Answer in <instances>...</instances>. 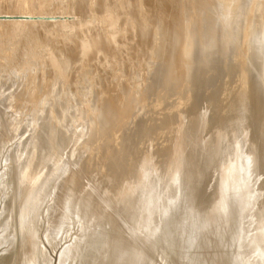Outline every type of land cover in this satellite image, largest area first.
I'll return each mask as SVG.
<instances>
[{
  "label": "rangeland",
  "instance_id": "1",
  "mask_svg": "<svg viewBox=\"0 0 264 264\" xmlns=\"http://www.w3.org/2000/svg\"><path fill=\"white\" fill-rule=\"evenodd\" d=\"M256 2L257 3L260 2V4H257ZM248 3L252 5H248ZM263 4H264V0L261 1L206 0V3L205 0H147V1L145 0H115V1L114 0H109V1L108 0H92V1L91 0H63V1L62 0H45V1L44 0H0V99H1L0 100V187H1L0 188V264H59V260H60L59 254H61L62 251L67 250V248L69 249L75 238L78 239L79 237L80 240L84 238L83 233L80 232H83V230L85 231L86 229H90L88 230V232L89 231L91 232L92 229V232H94L93 229L97 231L100 230L101 226L105 227L106 225L104 226L103 222L102 223L99 222L100 220L99 218L101 216L100 217L98 216L100 212H104L105 206L99 204V206L100 205L101 206L97 208V212L92 213L91 211L89 212L88 208L83 206V201L87 196H90L91 199L94 201H99L100 197L107 198L108 200L112 199L113 196L115 197L116 192L118 191L119 188L118 185L121 186V184L123 183L122 175H124V171L127 169L126 167H124V165L126 166L131 162H133V160L138 157V154L139 153L141 154V151L142 153L146 152L148 150L146 147H149L148 152L150 154L154 153L155 151L154 149L156 148V146H154L156 145L155 142L154 143L147 142L149 140H147V138L144 137L145 134L143 135V133H147V131L151 129L153 125L159 123V121L163 118V116L166 113H168L170 104L168 105V107L165 105L167 112L165 111V107L162 106L163 104L158 105L156 109L154 107L156 102L155 100H157V97L158 98L160 97L158 96V94H160L161 92L158 91V89H160L158 88L159 84L155 86V91L154 92L152 91V93L148 88H150L151 86L150 82L156 81L157 75L155 74L157 73L162 74V72H165V70L168 67L169 61L166 60H169L168 58V56L170 55L169 51L171 50L172 53L171 47L173 46H167V44L173 45L171 41L170 43H168L172 37L170 36V39L168 40V36L171 34L170 32L172 28L175 27L176 29L177 26L183 25L182 27H185L184 29L185 30L187 29V31L189 32L188 35H186L184 38L185 39L184 52L186 54L185 55L186 57L189 56L187 59L189 58L191 59L194 55H196L197 49L199 50L201 48H206V45L204 43L205 37L204 38L200 37L205 32H203L202 30L200 32V30L197 29L193 30L192 29V26H194L193 24L197 26L198 24L199 26L215 25L216 27L215 26L214 27L219 29V27L222 25L219 22L225 25L227 24V27L231 26V24L235 25V23L237 22L241 23L243 21L246 22V23L244 22L245 24L244 26H246L248 22L249 25L252 24L256 26L257 23L259 22L260 24L258 23L257 25L258 27H256L259 29L258 30L259 32L257 31V29L255 30L259 33L258 36H260L262 31L264 30L262 28L264 27ZM253 6L255 10L253 9ZM249 9H251L253 12ZM188 11L189 12L192 11L191 14L194 15L193 16L194 18L192 17L191 14H189ZM249 11L252 14L249 13ZM240 12L242 15L240 14ZM44 14L46 16H43ZM57 14L60 15L58 16ZM262 14H263L262 16L263 18L261 17ZM251 15L253 18L251 17ZM248 16H250L251 18H248ZM186 18L188 19L186 20ZM241 18L244 19L240 20ZM247 18L250 20L247 21ZM251 19H253L254 21ZM178 20L181 22H177ZM192 20L194 21L191 23ZM173 22L174 23L176 22L177 24L175 23L174 26ZM113 25L116 29L112 27ZM131 26L132 28L134 27L135 29L134 28L132 29ZM80 27L82 29H80ZM108 29L110 31L111 29L113 30L115 29V31H111L112 32L111 33ZM123 30L124 31L126 30L125 31L126 34L123 33L124 32ZM43 32L45 34H43ZM54 32L56 33L53 34ZM107 35L108 36L110 35L112 37V40L110 39L111 37L109 36L110 37L109 38ZM262 35H264V31ZM190 39L191 40L193 39L192 40L193 43ZM107 40L109 41V43ZM105 41L107 43H105ZM162 41L164 45L161 44ZM190 41L192 44L190 43ZM138 42L141 47L140 49L143 52H141V50L139 49V44H137ZM93 43H95L96 45H100L101 47L98 46L100 50L97 48H93ZM136 45H138V47ZM162 45L164 48H166L167 52H164L165 50H163L164 48H162ZM189 46H191L192 48H190ZM210 46L211 47L213 46L211 42H210ZM115 47L116 50L113 49ZM108 49L110 52L109 55H107ZM81 50H83L86 53H84L83 51L81 52ZM105 50L107 52H105ZM112 51L113 54H111ZM114 51L115 54L117 52H118L117 55L120 54L118 56L116 55V57L118 58L114 56L115 55ZM165 53L168 54V56L165 55ZM159 55L160 56L162 55V57H164L165 59L159 57ZM112 57L113 59L115 57L116 60L114 61ZM163 59L165 60V62ZM161 60L163 61L160 62ZM56 61L58 62L56 63ZM161 63L162 64L166 63L167 66L166 64L162 65ZM160 65H162L163 68L162 66L160 67ZM164 66L166 67L164 68ZM130 67L131 69L129 70ZM154 68L155 69L157 68L158 70L160 68L162 70H159L160 71L159 72L157 69L154 70ZM251 68L252 69L250 70L248 69L245 73L247 78L246 81L248 82L246 85L247 89H249L248 87L252 86L251 83L249 84L250 82L249 79H251L252 77L256 78V76H254L255 74L253 75V72L257 70V67L252 66ZM251 70H253V72H251ZM13 71L16 73H14ZM145 71L147 72L145 73ZM248 72L250 73L248 74ZM211 74L212 73H210V75ZM245 74L243 75L245 76ZM154 75L156 77H153ZM213 76H215V74ZM150 79L153 80L150 81ZM263 80L264 79L262 77L261 82ZM145 81L148 82L145 83ZM258 84H261V86L259 85V87L263 88V89H259V93L261 94L262 92L264 94L263 92L264 83L263 82L260 83L259 81ZM144 85L146 86L150 85L149 87L146 88L147 89L146 91L144 89L145 88ZM118 89L119 92H121L119 94H117ZM125 90L127 91V93ZM107 92L108 93L112 92L113 95H111L112 93H110L109 96L112 97V99L113 97H115L117 100L119 97V100L121 102H123L122 100H124L122 96L124 97L125 95V97L127 96V98L129 99L130 103H132L134 106L136 105V107H134L135 109H133L131 116L129 117L130 120L129 119H126V121L123 120L124 122H128V123H126L124 126V122L122 121L120 123V126L116 125L117 128L115 127L113 129L112 131L113 133L107 130L104 131V125L102 124L104 118L102 117V122H101L102 125H101L99 123L101 119L98 117L102 113L105 114L103 112V109L102 112L100 113L99 111L101 110L100 106L102 105L101 107L103 108V106L105 107L110 105L108 104V100L110 103L111 98L107 96L108 95ZM134 92L136 95L134 94ZM141 93L143 95L145 94L144 95L145 97L151 94L150 98L149 97L145 98L143 96L144 97L143 99ZM103 95L106 98H103L104 97ZM132 95H134L133 96L135 97L134 99L132 98ZM255 95L252 94L249 97L250 100L254 101V99L257 98V96L255 98ZM138 96L139 98H137ZM153 97H155V99H153ZM120 98H122V100ZM141 98L143 101H141ZM135 99H138L141 102L137 103L138 100ZM147 99L148 100L152 99L153 101L150 100L147 102L149 103L152 102L153 104L148 103L150 105L148 106V104H146L147 102L144 103ZM104 100L107 101V103L106 102L104 103ZM133 100L135 101L133 102ZM198 101H199L198 98L197 99L194 98L193 100V98L191 97L188 100V102H191V104H189L190 106H185V107L180 106L181 108L179 109L177 108L176 110L171 111L173 112V114H175L177 110H182L183 118L181 119H185V118L186 119L184 121L183 120L181 121L178 120L179 122L176 121V123L173 124V126L175 125L174 132L168 135V141L165 138L164 139L165 141H162L164 143L158 144L160 146L163 145V147H161V150L164 149V147L166 146L164 151L159 152L160 155H162V157L158 154V157L160 156L162 160L165 156L168 155L167 153L169 152V150L170 151L173 150L172 147H175L174 149L175 152L184 150L185 157L186 154L188 153L187 158L183 157L184 161L187 162V164L184 162L186 164L184 165V172H185L184 177L185 179H187L186 180L187 183L185 182L187 186H184L186 190L184 189V192H180L179 195H176L175 193H169V190L166 191L165 189H168L166 180L168 176L167 168H169L168 166L169 164L168 163L164 164V161H161L160 157H159L160 160L158 159V161L157 159L152 160L153 159L152 157H151L152 159H150L153 161V165L154 164L156 165V166L154 165L153 169L154 168L158 169L159 166V168L162 167L163 170L162 175L160 177L161 179L159 178L160 180L158 182L159 188L161 187L162 189L158 192V194L162 195L163 191H166L165 193L167 194H165V196L162 197L163 199L157 198L158 199L156 200L157 206L155 208L148 207L144 211L145 214L139 217L141 229L139 228L138 224L135 222L138 228L142 230V232H140L141 235L138 234L139 239L138 237H134V236L132 238V235L131 236L129 235L130 240H133L132 242H135L134 244L137 245L138 248H140V250L142 249L144 250V251L142 250L143 256L141 258L142 260L141 264H199L197 261H195L194 263L188 262V259L194 257V254L196 253L195 256L198 258L199 257L203 258L201 257V255L203 254L202 256H204V258H208L209 260H211L210 257L214 255L213 253L216 252V254L222 256V254L225 253L226 251H228L226 252L228 253V256L226 257L228 258L229 262H231L234 261L238 253V251L235 249L234 246L238 240V234H236L237 230L234 231L236 227L235 228L231 227L230 229L228 228L227 230L224 229L226 231H224L222 237L220 236L221 239L206 241V237H211L218 233L217 230L220 229L221 222L225 220V212H223L222 204L218 199V194H217L218 187L221 185L220 183H222L221 182V180L223 179L222 176L224 175L223 173L220 174L216 172L217 170H219L217 166L221 164V161L222 159H224V157L222 155V150L219 149L221 148L219 142L220 140L219 141L217 140L218 139L217 136H219L220 138V135L217 133L218 135H216V139H215L217 140L220 146L218 145V143L216 144L215 143L216 141L214 140V143L217 145V148L215 144H214L215 146L212 147V144L210 145V143H208L211 146L210 147L208 144L204 142L205 139L201 137L203 136L201 123H198L199 127H197V130L195 129L196 132L195 131L192 132L194 133V137L191 135L192 136L190 137L191 139L189 138L190 144H188L189 143L188 141L187 143H185L186 136L188 134V129L190 127L189 122L187 121V117L190 118V116L194 115V113H192L193 110H195L194 112L197 114V112L200 111V109L201 110L203 109L202 103ZM250 102L248 104L251 105L254 104L253 102L251 103ZM166 103L167 102H165L164 104ZM257 103H255L257 104V106H260V108L263 107L259 113L261 114L264 111L263 110L264 105L261 102L259 103V101ZM117 104L120 105V102ZM117 104L114 103L116 108L114 107V105L112 106L115 108L113 114H112V110H114V108L113 109L109 108L110 112L108 111H107L108 113L106 112V114L109 117L111 115H115L116 112L119 110ZM255 106L252 107L253 111L255 109L254 108ZM96 107L99 108L97 109ZM163 110L164 113L161 112ZM250 112H251L250 113L251 114L250 117H251L253 112L252 110H250ZM167 118L169 117L167 116ZM260 118H262V116H260ZM261 120L262 123L258 125L259 128L263 126L262 125L263 119ZM98 130L99 133H97ZM200 131L202 133H200ZM103 132L105 135L103 134ZM221 132L219 133L221 134ZM195 133L197 135H195ZM101 134L102 137H100ZM114 134L116 135L114 136ZM198 136H200L201 138L199 137L197 139ZM96 138L98 139L97 141H95ZM194 138L196 139L195 141ZM249 138L251 139V137ZM200 139L201 140L204 139V140L201 141ZM250 139L248 144H252L250 143L251 141L253 142V139L251 141ZM196 141H199L200 143L204 142L205 145L204 143L201 144L199 143L196 145ZM211 143H213V141ZM179 144L183 146L184 149L181 150L182 147H178ZM186 144L190 145V148L189 149L187 148L189 152L187 151V149L185 150V148L188 146ZM198 145L201 146L197 148L196 146ZM141 146L143 147L145 146L144 147L145 149ZM213 148H216L219 151L214 149L215 152L213 150L212 151L213 153L216 154H213L210 151ZM190 149L194 152H192ZM197 149L201 151H198ZM205 149L206 150L210 149L208 151H210L211 153L208 151L206 152ZM135 150L137 151L136 155L134 154ZM161 150L159 148L158 151ZM204 153L205 154L210 153L211 155L212 154L213 155L211 156L209 154L208 156V154L205 155ZM218 153H220L221 155ZM113 155H117L115 161L113 159V157L115 156ZM219 155L220 157H218ZM203 156L208 158L209 161L212 160L209 163L210 165L207 163L209 161ZM213 156L216 158L214 159ZM174 157L176 158L177 156ZM157 162H159L160 165H158L159 163ZM112 163H116V165ZM211 163H213L215 167L213 166V164L211 165ZM215 163L217 164V166ZM121 165L122 167H120ZM118 166L119 169L122 168L120 171L116 170L118 169ZM207 166H209L210 168ZM123 167L125 168L124 171H123ZM34 172L36 173V175L34 174ZM39 172L41 174L42 173L45 174L44 177ZM76 173L78 175V177L77 175L75 176L76 179L78 178L77 179L78 186L76 188L78 189V192L75 193L77 194V197L78 196L81 197L77 202L75 200L70 201L69 206L66 205L61 206L62 204H64L61 203L63 201L62 197L64 194L68 192L67 190H69L70 188V183L68 182V178L70 180L75 179L73 175H75ZM30 174L31 176L34 175V177L33 176H32L33 178L30 177L29 176ZM71 174L73 178L72 176H70ZM129 174L131 175V173ZM146 175L148 177L150 173L148 175L147 172ZM262 175L263 174H261V177H258V180L262 179L263 183H260L258 186H263L264 184V178H262ZM38 177L40 179H38ZM41 177H43L44 179V181H42L44 182L43 184L46 183V185L44 186L42 185V182L39 183ZM119 177L120 179H122V181L120 180L122 182L121 184L119 181ZM128 177L129 176H127V178ZM114 178L118 179L117 180L118 185H114V183L112 182ZM149 178L151 180L152 176H149ZM36 180L39 182H37ZM45 180L47 181L45 182ZM152 181H155L154 184L156 183V179ZM36 182L38 185L39 184L42 185L41 189L43 190V192L39 187L40 185L36 186L37 185ZM259 182L262 181L260 180ZM30 184L32 188L37 187L36 189L34 188L35 191L31 190L32 188L30 187ZM12 185H14V187ZM18 186L19 189L22 187L21 192L23 196L29 193L28 190H30L31 192L29 193L30 195H28L27 197L35 195V197L34 196L31 197V200L34 199L35 202H34V206L32 205L33 214L30 215L32 218L29 217L27 219V220H31L30 224H28L29 226H26L27 220L24 221L23 219L21 222L17 220V215L21 204V202L20 203L18 202L23 199V197H21V193L18 189ZM203 187L204 189H202ZM13 188L15 189L14 191ZM36 191L38 193L34 194ZM151 191H148V193L149 192L151 193ZM18 192L20 196L19 194H17ZM24 192L26 193L23 194ZM156 192L157 190L155 191V193ZM148 193L145 196L147 197L148 195L150 196V194ZM155 193L154 192L151 193L152 198ZM142 194L144 195V193ZM214 196L215 198L216 197L217 198L216 199L213 198ZM149 198L151 199V196ZM113 200H114L113 203H110L112 208L109 210L117 211L116 215L113 212L114 216L112 215V218L114 217L115 220L114 218L113 220L116 222L118 221L117 224H115L113 221V224L116 226L119 224L121 227H123L124 225L120 224L121 222H119V220L122 217L120 221L123 220L122 222H125L124 221L125 218L127 220L128 217H126V215L124 214L125 218L123 219L124 215L117 210V202H115L116 197L113 198ZM218 202L220 205L218 204ZM186 204H188L187 207ZM263 205L262 204L258 205L257 211L259 213L263 212L264 210ZM260 206L263 209H261ZM54 208L56 210H54ZM213 208L215 209L213 210ZM50 209L53 210L51 211ZM15 212L17 214L16 216H15ZM262 214H264V212ZM262 214H261V219L262 222L264 223V215ZM86 219L88 223H86ZM171 219L174 221V226L171 225L169 227L168 222H170ZM131 220L134 221V219ZM131 220L129 221L132 222ZM24 223H25V227H24ZM89 224L92 226H90ZM154 225L161 228L160 231L156 234L152 230V226ZM35 226L36 228H34ZM126 226H124L122 230L125 231ZM30 227L33 230L34 229L37 230L36 231L37 239L35 240L36 242H32L33 244L27 246L25 244L24 246V241L25 239H27L26 236L32 234L30 232L32 231ZM28 228L30 231L28 230ZM167 228H169L170 230H168ZM250 228L251 230L245 233V235L247 236L249 235L247 240H250L251 237L257 234L253 230L252 226ZM178 229L180 230L182 229L184 233L178 235L175 238L173 232H175L176 234L177 232H179ZM209 229L211 230L209 231ZM13 231L15 234L13 233ZM172 233L174 236L171 235ZM126 234H128V231ZM197 235L200 236L203 235L201 239L205 237L204 238L205 240L204 239L202 241L201 239L197 240L196 239ZM225 237L227 239H225ZM258 238L260 239L259 236ZM88 240L89 239H87L86 241L88 242ZM96 240H99V237L96 238L94 241ZM112 240H114V242ZM86 241L83 239V241L81 242L79 241V242L82 245V243L85 244ZM111 241L115 243L117 239L111 238ZM225 241L227 242L225 243ZM89 242H91V240ZM224 243L225 245H221ZM174 244L176 246H174ZM202 244L205 245L202 246ZM212 245L213 246L216 245V247L215 246L213 247ZM254 247L255 244L253 245L252 250H256ZM84 249H79V250L77 249L75 251V254L73 255L71 254L69 258L67 257L68 255L66 254L62 262L60 261L61 262L60 264H90L91 262L92 264H94V262L95 264L96 263L101 264V261L99 262V260L102 259L107 261V259H110L113 256L112 254L109 253L110 250L108 249L105 254H107L108 252L107 255H109V258H107L108 256L106 255L105 257L107 259L103 257L104 259L100 258L98 262L97 260L96 261L94 260L93 262L90 260L94 259L92 256L95 255V251H93L92 253L93 255L92 256L90 255L89 258L87 257L89 256L88 254L89 248L87 249L84 248ZM258 249H264V239L257 247V250ZM32 251L34 255H36V258H34L35 256L33 255L32 258L33 260L29 261L30 260L29 257L32 254ZM188 252L190 253L188 254ZM186 253L188 255L187 257H185L186 258L185 261L183 256H186L184 255ZM78 254L79 255L86 254V256L84 255L85 257L81 255L82 258L83 259L85 258L84 260L86 261H82L83 259L80 258ZM188 256L190 258H188ZM88 259H90L89 260L90 262L87 261Z\"/></svg>",
  "mask_w": 264,
  "mask_h": 264
},
{
  "label": "bare ground",
  "instance_id": "2",
  "mask_svg": "<svg viewBox=\"0 0 264 264\" xmlns=\"http://www.w3.org/2000/svg\"><path fill=\"white\" fill-rule=\"evenodd\" d=\"M45 1V0H44ZM63 1V0H62ZM92 1V0H91ZM109 1V0H108ZM115 1V0H114ZM147 1V0H145ZM256 1V0H255ZM261 1V0H259ZM119 2V1H118ZM252 2V1H251ZM254 2V1H253ZM263 2V1H262ZM93 3V2H92ZM97 3V2H96ZM110 3V2H109ZM117 3V2H116ZM127 3V2H125ZM205 3H206V0H205ZM231 3V2H230ZM257 3V2H256ZM40 4V3H39ZM121 4V3H120ZM144 4V3H143ZM247 4V3H246ZM257 4H260L257 3ZM111 5V4H110ZM127 5V4H126ZM132 5V3H131ZM248 5H252L250 3H248ZM89 6V5H88ZM97 6V5H96ZM128 6V5H127ZM137 6V5H136ZM259 6V5H258ZM264 6V4H263ZM92 7V6H91ZM106 7V6H105ZM121 7V6H120ZM147 7V6H146ZM182 7V6H181ZM197 7V6H196ZM107 8V7H106ZM105 8V10H106ZM111 8V7H110ZM117 8V7H116ZM124 8V7H123ZM126 8V7H125ZM142 8V7H141ZM246 8V7H245ZM251 8V7H250ZM99 9V8H98ZM138 9V8H137ZM182 9V8H181ZM252 9V8H251ZM249 9V10H251ZM253 9H254V6H253ZM124 10V9H122ZM129 10V9H128ZM241 10V9H240ZM255 10V9H254ZM264 10V9H263ZM49 11V10H48ZM61 11V10H60ZM70 11V10H69ZM119 11V10H118ZM206 11V10H205ZM248 11V10H247ZM252 11V10H251ZM140 12V11H138ZM189 12V11H188ZM192 12V11H191ZM191 12H189V14H191ZM242 12V11H241ZM240 12V14H241ZM253 12V11H252ZM256 12V11H255ZM249 13H251L249 11ZM43 14V13H42ZM131 14V13H130ZM182 14V13H181ZM188 14V13H187ZM252 14V13H251ZM58 15V14H57ZM60 15V14H59ZM58 15V16H59ZM88 15V14H87ZM104 15V14H103ZM192 15V14H191ZM239 15V14H238ZM242 15V14H241ZM254 15V14H253ZM43 16H46L45 14ZM80 16V14H79ZM118 16V15H117ZM158 16V15H157ZM171 16V15H170ZM184 16V15H183ZM190 16V15H189ZM194 15H192L193 17ZM236 16V15H235ZM246 16V15H245ZM263 16V14L261 15V17ZM78 17V16H77ZM103 17V16H102ZM111 17V16H110ZM113 17V16H112ZM131 17V16H130ZM137 17V16H136ZM220 17V16H219ZM238 17H241V16H238ZM247 17V16H246ZM252 17V15H251ZM250 16H248V18H251ZM61 18V17H60ZM81 18V17H80ZM83 18V17H82ZM116 18V17H115ZM172 18V17H171ZM180 18V17H179ZM194 18V17H193ZM247 18V21L250 20ZM253 18V17H252ZM257 18V17H256ZM263 18V17H262ZM78 19V18H77ZM114 19V18H112ZM184 19V18H183ZM188 18H186L187 20ZM199 19V18H198ZM208 19V18H207ZM221 19V18H220ZM238 19V18H237ZM244 19V18H243ZM242 18L240 20H243ZM80 20V19H79ZM103 20V19H102ZM106 20V19H105ZM153 20V19H152ZM171 20V19H170ZM202 20V19H201ZM246 20V18H245ZM253 20V19H251ZM44 21V20H43ZM114 21V20H113ZM164 21V20H163ZM194 20L191 21V23L193 22ZM200 21V20H198ZM211 21V20H209ZM217 21V20H215ZM254 21V20H253ZM55 22V21H54ZM86 22V21H84ZM90 22V21H89ZM108 22V21H107ZM111 22V21H110ZM140 22V21H139ZM177 22H181V21H177ZM184 22V21H183ZM196 22V21H195ZM245 21L243 22H237L235 23V25L231 24V26H228L227 27V24H223L221 22H219L220 24H222L219 29L215 28L214 26L212 25H209V26H198L193 24L194 26H192V29L195 30H201L205 33H203L200 37L204 38L205 37V45H206V48H201V49H194L197 51L196 55H194L191 59H187L189 56H185V52H184V38L186 35H188V31L187 29L185 30L184 28L185 27H182V26H177L176 29L175 27L172 28L171 30V34L168 36V40L170 39V36L171 37V40H169L168 43H170V41L173 43V45H168L167 46H173L171 47L172 48V53H171V50L169 51L170 52V55L168 56V54L165 53V55L168 56L169 60H166V61H169V64H168V67L167 69L165 70V72H162V74H155L157 75V77L154 75L153 77H156V81H153V82H150L151 86L150 88H148L151 93L152 91L154 92L155 91V86L157 84L158 85V91H161L160 94H158V96H160L159 98L157 97V100H155V108L157 109L158 105H162L165 107V105L168 107L169 105V110H168V113H166L163 118L159 121V123H156L155 125H153L151 127V129H149L147 131V133H143L144 137L147 138V142L149 143H154L156 145V148L154 149V153H151L150 154L148 152L149 150V147H146L147 151L142 153L141 151V154L139 153L138 154V157L135 158L133 160V162H131L130 164L128 165H124V167H126L127 169L125 170V168L123 167V171H124V175H121L122 178H123V183L121 182L122 179H120L119 177V181H120V185H118V182L117 180L118 179H113L112 182L114 183V185H118V191L116 192V201L117 202V210L122 213L123 215L125 214L126 217H128V219L126 220L125 218V215L123 217V219L125 218V222H122L120 221L122 219V217L120 218L119 222H121L120 224H123L124 226H126L125 228V231L122 230L123 227H121L119 224L116 226L113 224V218H112V215L114 216V213L115 215L117 214V211H111L109 209L112 208V206L110 205V203H113V198H115L113 196L112 199L108 200L107 198H103V197H100L99 201H94L91 199L90 196H87L84 201H83V206H85L86 208H88L89 212L91 211L92 213H95L97 212V208L100 207L99 204H102L105 206V210L104 212H100L98 214V216L100 217L99 219V222L104 224L105 227L103 226H99L100 227V230H97L95 231V229H93L94 232H92V229H91V232L88 230L90 229H86L85 231L83 230V232H80V231H77V232H80V233H83V239L86 241L87 239L88 242L86 241L85 244L82 243V245L80 244L82 240L75 238L73 243L71 244V248L69 247V249L67 248V250H64L61 252V254H59L60 256V260H59V264L62 262V260L65 258L66 254L68 255L67 257L69 258L70 255L72 254H75V251L78 249H84V248H89V257L90 258V255L92 256L93 254V251H95V255H93L92 257L94 259L90 260L88 259L87 261H93L94 260L98 262V260L100 258H106L105 256L108 254H105L106 251L109 249L110 250V254H112L113 256L110 258V259H107L109 258V255H107L108 257L106 258V260H99V262L101 261V264L104 263V264H141V258L143 256L142 254V250H140V248H138L137 245H135L134 243L135 242H132L133 240H130V236L132 235V238L133 236L134 237H138V234H140V232H142L141 227H140V216L145 214L144 211L150 207V208H155L157 206V203H156V200H158L159 198H162L165 196V193L167 190H169V193H175L176 195H179L180 192H184V189L185 187L184 186H187V184H185L186 180L184 175H185V172H184V165L187 164V162L184 161V158L185 157V152L184 150L183 151H176L175 152V147H172L173 150L170 151L167 153L168 155L167 156H163V160H162V155H160L159 152H162L164 151L165 149V144H164V149L161 150V147L160 145H158L159 143H164L162 141H165L164 139L166 138V140L168 141V135L169 134H172L174 132V129H175V125L173 126L174 123H176V121H181V120H185V119H181L183 118L182 117V110H177L175 114H173V112L171 111H174L176 110L177 108H181L180 106L182 107H185V106H190L189 104H191V102H188V100L192 97L193 100L194 98L195 99H199L198 102L202 103L203 105V109L200 111L197 112V114L194 112L195 110H193L192 113H194V115L187 117V121L189 122V129H188V134L186 136V142L187 141L189 142L188 144H190V140L189 138L190 137H194V133H192L193 131H195V129L197 130V127L198 126V123H201L200 125L202 126V130H203V133L200 131V133L203 134V137L205 139V143L208 144L210 143V145L212 144V147L215 146L218 142L217 140L220 142V145H221V149L222 150V155L224 157V159H222L221 161V164H219L217 166L219 170H217L216 168V172L218 173H223L224 176H222V180L220 183L221 185L218 187V199L220 200L221 204H222V208H223V212H225V220L221 222L220 224V229L217 230L218 233L211 236V237H206V241H213V240H218V239H221V237L223 236V233L224 231H226L228 228L230 229L231 227H236L234 229V231L237 230L236 234H238V240L236 242V244L234 245L235 246V249L238 251L234 261H231L229 262L228 258L226 256H228V251H226L225 253L222 254V256H219V254H216L213 253L214 255L212 257H210L211 260H209L208 258H204V256L201 255V257L203 258H198L195 256L194 254V257H191V259H188V262H195L197 261L199 264H264V249H258L257 250V247L259 246V244L261 243V241H263L264 239V223L262 222V219H261V214L264 212H261L259 213L257 210H258V205L259 204H264V184L263 186H258L260 183H263V180L262 179H259L258 180V177H261V174L262 175V178H264V115H263V112L261 114L260 111L261 109L263 108H260V106H257V102L259 101V103H263L264 105V94L261 92V94L259 93V89H263L262 87L260 88L259 85L261 86V84H258L259 81L260 83H264V80L261 82V78L263 77L264 79V35H262L263 33V29L264 27H262L263 31L261 33L260 36L259 35V29L256 28L258 27V23L256 26L254 25H249L248 23L246 24V26H244ZM252 22V21H251ZM257 22V21H256ZM167 23V22H166ZM174 23V22H173ZM176 23V22H175ZM175 23H174V26H175ZM199 23V22H198ZM214 23V22H213ZM227 23V22H226ZM246 23V22H245ZM79 24V23H78ZM84 24V23H83ZM163 24V23H162ZM177 24V23H176ZM205 24V23H204ZM212 24V23H211ZM218 24V23H217ZM242 24V25H241ZM260 24V23H259ZM58 25V24H57ZM63 25V24H62ZM81 25V24H80ZM112 25V24H111ZM165 25V24H164ZM171 25V24H170ZM249 25V26H247ZM196 26V27H195ZM114 27V25L112 26ZM111 27V28H112ZM161 27V26H160ZM218 27V25H217ZM260 27V26H259ZM115 28V27H114ZM132 28V26H131ZM130 28V29H131ZM134 28V27H133ZM132 28V29H133ZM40 29V28H39ZM38 29V30H39ZM42 29V28H41ZM80 29H82L80 27ZM85 29V28H84ZM116 29V28H115ZM115 29H111V31H115ZM118 29V28H117ZM121 29V28H120ZM119 29V30H120ZM135 29V28H134ZM257 29V31L255 30ZM53 30V29H52ZM103 30V29H102ZM109 30V29H108ZM166 30V29H165ZM58 31V30H57ZM110 31V30H109ZM110 31V32H111ZM124 31V30H123ZM122 31V32H123ZM126 31V30H125ZM125 31L123 33H125ZM134 31V30H133ZM159 31V30H158ZM84 32V31H83ZM120 32V31H119ZM132 32V31H131ZM199 32V33H200ZM228 32V33H227ZM257 32V34H256ZM56 32H54L53 34H55ZM112 33V32H111ZM159 33V32H158ZM164 33V32H163ZM31 34V33H30ZM43 34H45L43 32ZM95 34V33H94ZM107 34V33H106ZM110 34V33H109ZM115 34V33H114ZM126 34V33H125ZM134 34V33H133ZM111 35V34H110ZM109 35V36H110ZM116 35V34H115ZM123 35V34H122ZM158 35V34H157ZM59 36V35H58ZM86 36V35H85ZM108 36V35H107ZM108 36V37H109ZM114 36V35H112ZM127 36V35H126ZM111 37V36H110ZM109 37V38H110ZM134 38V37H133ZM30 39V38H29ZM44 39V38H43ZM112 40V37L110 38ZM121 39V38H120ZM160 39V38H159ZM92 40V39H91ZM105 40V38H104ZM154 40V39H153ZM152 40V41H153ZM167 40V39H166ZM191 40V39H190ZM193 40V39H192ZM191 40V41H192ZM108 41V40H107ZM133 41V40H132ZM135 41V40H134ZM142 41V39H141ZM147 41V40H146ZM190 41V43H191ZM207 41V42H206ZM94 42V41H93ZM121 42V41H120ZM155 42V41H154ZM200 42V41H199ZM210 42L211 44H213V46L211 47L210 46ZM105 43H107L105 41ZM109 43V41H108ZM112 43V42H111ZM135 43V42H134ZM133 43V44H134ZM142 43V42H141ZM144 43V42H143ZM171 43V44H172ZM189 43V44H190ZM193 43V41H192ZM191 43V44H192ZM207 43V44H206ZM209 43V44H208ZM98 44V43H97ZM100 44V43H99ZM139 44V42L137 43ZM149 44V43H148ZM163 44V41L162 43ZM190 44V45H191ZM83 45V43H82ZM111 45V44H110ZM123 45V44H122ZM164 45V44H163ZM162 45V48H164ZM49 46V45H48ZM53 46V45H52ZM101 47L100 45H96L95 43H93V48H98ZM117 46V45H116ZM138 47V45H136ZM166 46V47H167ZM92 47V46H91ZM149 47V46H148ZM190 48H192L191 46H189ZM202 47V46H201ZM45 48V47H44ZM106 48V47H105ZM111 48V46H110ZM109 48V49H110ZM140 44H139V49H140ZM152 48V47H151ZM198 48V47H196ZM63 49V47H62ZM89 49V48H88ZM87 49V50H88ZM104 49V48H103ZM109 49H108V52L105 50V52H107L106 54L109 55ZM114 50H116V47L113 48ZM129 49V48H128ZM143 49V48H142ZM169 49V48H168ZM46 50V49H45ZM55 50V49H54ZM79 50V49H78ZM92 50V49H91ZM95 50V49H94ZM100 50V49H99ZM130 50V49H129ZM137 50V49H136ZM141 50V49H140ZM144 50V49H143ZM163 50H165L164 52H167L166 48H164ZM162 50V51H163ZM189 50V49H187ZM186 50V52H187ZM191 50V49H190ZM38 51V50H37ZM83 50H81L82 52ZM90 51V50H89ZM103 51V50H102ZM139 51V50H138ZM192 51V50H191ZM84 52V51H83ZM104 52V54H105ZM120 52V51H119ZM134 52V51H133ZM136 52V51H135ZM141 52H143L141 50ZM163 52V53H164ZM168 52V53H169ZM190 52V51H189ZM188 52V53H189ZM57 53V52H56ZM86 53V52H84ZM118 53V52H117ZM117 53L115 54V51H114V56L116 57ZM140 53V52H138ZM162 53V52H161ZM192 53V52H191ZM190 53V54H191ZM35 54V53H34ZM61 54V53H60ZM83 54V53H82ZM96 54V53H95ZM111 54H113V51L111 52ZM124 54V53H123ZM144 54V53H142ZM195 54V53H194ZM48 55V54H47ZM52 55V54H51ZM120 55V54H118ZM117 55V56H118ZM153 55V54H152ZM188 55V54H187ZM192 55V54H191ZM59 56V55H58ZM139 56V55H138ZM166 56V57H167ZM48 57V56H47ZM107 57V56H106ZM112 59L115 61L116 57ZM120 57V56H119ZM149 57V56H148ZM159 57L161 58H164L162 57V55ZM191 57V56H190ZM46 58V57H45ZM53 58V56H52ZM97 58V57H96ZM125 58V57H124ZM136 58V57H135ZM145 58V57H144ZM147 58V57H146ZM150 58V57H149ZM160 58V59H161ZM167 58V59H168ZM109 59V58H108ZM138 59V58H137ZM165 59V58H164ZM163 59V60H164ZM48 60V59H47ZM54 60V59H53ZM56 60V59H55ZM121 60V59H120ZM144 60V59H143ZM147 60V59H146ZM163 60H161L160 62H162ZM40 61V60H39ZM113 61V62H114ZM48 62V61H47ZM55 62V61H54ZM58 61H56L57 63ZM104 62V60H103ZM134 62V61H133ZM132 62V63H133ZM136 62V60H135ZM134 62V63H135ZM140 62V61H139ZM159 62V63H160ZM165 62V60H164ZM95 63V62H94ZM148 63V62H147ZM37 64V63H36ZM52 64V63H51ZM121 64V63H120ZM138 64V63H136ZM150 64V63H149ZM148 64V65H149ZM162 64V63H161ZM166 64V63H164ZM162 64V65H164ZM54 65V64H53ZM117 65V64H116ZM127 65V64H126ZM129 65V64H128ZM145 65V64H144ZM156 65V64H155ZM160 65V67L162 66ZM58 66V65H57ZM130 66V65H129ZM128 66V67H129ZM134 66V65H133ZM136 66V65H135ZM167 66V64H166ZM164 66V68L166 67ZM257 67V70L255 72H253V70H251V72H253V75L256 76V78L252 77L249 82V84L251 83V87H248L249 89H247L246 85H247V81H246V71L249 69H252L251 67ZM45 67V66H44ZM116 67V66H115ZM146 67V66H145ZM148 67V66H147ZM156 67V66H155ZM159 67V65H158ZM8 68V67H7ZM38 68V67H37ZM138 68V67H137ZM163 68V66H162ZM42 69V68H41ZM103 69V68H102ZM131 69V67L129 68V70ZM143 69V68H142ZM145 69V68H144ZM148 69V68H147ZM157 69V68H156ZM154 68V70H156ZM11 70V69H10ZM16 70V69H14ZM146 70V69H145ZM158 70V69H157ZM159 70H162L159 68ZM158 70V71H159ZM255 70V69H254ZM41 71V70H40ZM139 71V70H138ZM153 71V70H152ZM164 71V69H163ZM14 72V71H13ZM32 72V71H31ZM95 72V71H94ZM132 72V71H130ZM147 71H145L146 73ZM157 72V71H155ZM160 72V71H159ZM16 73V72H14ZM26 73V72H25ZM35 73V72H34ZM104 73V72H103ZM140 73V72H139ZM142 73V72H141ZM210 73H212L210 75ZM250 72H248L249 74ZM115 74V73H114ZM118 74V73H117ZM133 74V73H132ZM154 74V72H153ZM215 74V76H213ZM245 74V76L243 75ZM12 75V74H11ZM22 75V73H21ZM35 75V74H34ZM38 75V74H37ZM101 75V74H100ZM130 75V74H129ZM160 75V76H158ZM252 75V76H253ZM131 76V75H130ZM140 76V75H139ZM146 76V75H145ZM249 76V75H247ZM13 77V76H12ZM31 77V75H30ZM122 77V76H121ZM126 77V76H125ZM133 77V76H132ZM131 77V78H132ZM137 77H138V74H137ZM144 77V76H143ZM112 78V76H111ZM129 78V79H131ZM42 79V78H41ZM126 79V78H125ZM144 79V78H142ZM28 80V79H27ZM54 80V79H53ZM52 80V81H53ZM115 80V79H114ZM153 80V79H150V81ZM248 80V81H249ZM51 81V80H50ZM134 81V80H133ZM33 82V81H32ZM76 82V80H75ZM137 82V81H136ZM148 82V81H145V83ZM49 83V82H48ZM120 83V82H119ZM25 84V83H24ZM37 84V83H36ZM125 84V83H124ZM129 84V83H128ZM131 84V83H130ZM136 84V83H135ZM27 85V84H26ZM25 85V86H26ZM110 85V84H109ZM111 86H114V85H111ZM116 86V85H115ZM128 86V85H127ZM145 86V91L147 90L146 88L149 87V86ZM33 87V86H32ZM110 87V86H109ZM118 87V86H117ZM136 87V86H135ZM153 87V88H152ZM101 88V87H100ZM107 88V87H106ZM134 88V87H133ZM138 88V87H137ZM136 88V89H137ZM24 89V88H23ZM28 89V88H27ZM38 89V88H37ZM36 89V90H37ZM108 89V88H107ZM110 89V88H109ZM154 89V90H153ZM29 90V89H28ZM39 90V89H38ZM104 90V89H102ZM141 90V89H140ZM24 91V90H23ZM43 91V90H42ZM126 91V90H125ZM124 91V93H125ZM130 91V90H128ZM136 91V90H135ZM261 91V90H260ZM22 92V91H21ZM32 92V91H31ZM100 92V91H99ZM140 92V91H139ZM264 92V91H263ZM42 93V92H40ZM108 93V92H107ZM112 93V92H110ZM107 96H109V94ZM121 92H119V89H118V93L119 94ZM127 93V91H126ZM130 93V92H129ZM133 94V93H132ZM135 94V92H134ZM142 94V93H141ZM150 94V93H149ZM165 94V95H164ZM255 95V98L257 96L256 99L253 100H250V96L251 95ZM259 94V95H258ZM263 94V95H262ZM30 95V94H29ZM113 95V93L111 94ZM124 95V94H123ZM127 95V94H126ZM136 95V94H135ZM145 95V94H144ZM142 94V98L144 99V96ZM148 95V94H147ZM146 95V96H147ZM151 95V94H150ZM150 95L145 97V98H150ZM155 95V94H154ZM164 95V96H163ZM4 96V95H3ZM37 96V95H36ZM40 96V95H39ZM38 96V97H39ZM101 96V95H100ZM104 96V95H103ZM115 96V94H114ZM129 96V95H128ZM134 95H132V98L134 99L135 97H133ZM144 96V97H143ZM99 97V96H98ZM110 97V96H109ZM121 97V96H120ZM141 97V95H140ZM152 97V96H151ZM103 98H106L105 96ZM111 98V102L109 103V100H108V106H103V108L100 106V113L102 112V109H103V112L105 114H101L100 116H98L101 121L99 122L101 124L102 122V117L104 118L103 119V125H104V131L107 130V131H113V129L116 127V125L120 126V123L126 119H129V117L131 116L132 112H133V109H135L134 107H136V105L134 106L132 103L129 102V99L127 98V96L124 97L122 96V98L124 100H122V98H120L123 102H121L119 100V97H118V100L113 97H110ZM115 98V99H114ZM139 98V96L137 97ZM141 98V101H143ZM249 98V99H248ZM252 98V97H251ZM84 99V98H83ZM153 99H155V97H153ZM1 100V99H0ZM135 100H138V99H135ZM133 100V102L135 101ZM151 101H153L152 99H150ZM150 100H146L144 103H146L147 101H150ZM167 100V101H166ZM30 101V100H29ZM120 102V105L117 104ZM138 100L137 103L141 102ZM167 102L166 104H164L165 102ZM253 102L254 104L257 103V104H248L249 102ZM257 101V102H255ZM101 102V101H100ZM107 103V101L104 100V103ZM188 102V103H187ZM250 102V103H251ZM114 103L117 104V107H118V111L116 112L115 115H111L110 117L106 114V112H110V109L109 108H114L115 105ZM136 103V104H137ZM149 102H147L146 104H148ZM89 104V103H88ZM98 104V103H97ZM149 104H153L152 102L149 103ZM148 104V106H150ZM199 104V103H198ZM114 105V107H112ZM147 106V105H146ZM162 106H161V109H162ZM249 106V108H248ZM255 106L254 108V111L252 109V107ZM139 107V106H138ZM152 107V105H151ZM97 108V107H96ZM99 108V107H98ZM97 108V109H98ZM116 108V107H115ZM115 108L114 110H112V114H113V111H115ZM147 108V107H146ZM150 109V107H149ZM152 110V109H151ZM154 110V108H153ZM152 110V111H153ZM250 110H252V116L250 117ZM158 111V110H157ZM165 111H166V107H165ZM97 112V111H96ZM107 112V113H108ZM160 112V111H159ZM164 113V110L161 111ZM167 112V111H166ZM262 116V118H260V116ZM154 114V112H153ZM99 115V114H98ZM163 115V114H162ZM107 116V117H106ZM167 116L170 118H167ZM186 117V116H185ZM97 118V117H96ZM250 118V120H249ZM252 118V120H251ZM263 119V126L261 128L258 127L259 124L262 123V120ZM130 120V119H129ZM128 120V121H129ZM153 120V118H152ZM151 120V121H152ZM98 121V119H97ZM96 121V122H97ZM178 121V122H179ZM250 121V122H249ZM7 122V121H5ZM124 122V121H123ZM98 123V125H99ZM128 123V122H124V126L125 124ZM101 124V125H102ZM123 124V123H122ZM153 124V123H152ZM128 125V124H127ZM126 125V126H127ZM200 126V127H201ZM100 127V125H99ZM95 128V127H93ZM117 128V127H116ZM120 128V127H119ZM118 128V129H119ZM127 128V127H125ZM124 128V129H125ZM101 129V128H100ZM99 129V130H100ZM117 129V130H118ZM123 129V128H122ZM200 129V128H198ZM99 130L97 133H99ZM121 130V129H120ZM222 131V132H221ZM119 132V131H118ZM122 132V131H121ZM196 132V131H195ZM198 132V131H197ZM221 132V134L219 133ZM113 133V132H112ZM116 133V132H115ZM220 135V138L219 136H217V140L216 139V135L218 134ZM91 134V133H90ZM89 134V135H90ZM104 134V132H103ZM88 135V136H89ZM100 135V134H98ZM105 135V134H104ZM116 134H114L115 136ZM192 135V136H191ZM195 135H197L195 133ZM5 137V136H4ZM102 137V134L101 136ZM104 137V136H103ZM200 136L197 137V139L199 138ZM200 137V138H201ZM251 137V139L249 138ZM89 138V137H88ZM196 138V136H195ZM194 138V141L196 140ZM191 139V138H190ZM193 139V138H192ZM202 139V140H204ZM249 139L250 141L253 139V142L251 141L250 143L252 144H248L249 143ZM98 139L96 138L95 141H97ZM201 140V139H200ZM201 140V141H202ZM214 140L216 141L214 143ZM92 141V140H90ZM94 141V142H95ZM193 141V140H192ZM213 141V143H211ZM204 142H201V143H204ZM166 143V142H165ZM168 143V142H167ZM200 142L199 141H196V145L199 144ZM200 143V144H201ZM204 143V145H205ZM113 144V143H112ZM178 144V143H176ZM186 144V145H188ZM215 144V145H214ZM167 145V144H166ZM175 145V144H174ZM180 145V144H179ZM178 147H182V149H184L183 146H179ZM185 145V147H186ZM195 145V144H194ZM203 145V146H204ZM209 145V144H208ZM209 145V146H210ZM219 145V143H218ZM219 145V146H220ZM148 146V145H147ZM176 146V145H175ZM189 146V147H188ZM185 150L188 148H190V145H188ZM201 146V145H200ZM199 145L196 146L197 148L200 147ZM218 146V147H219ZM143 147V146H141ZM145 147V146H144ZM143 147V148H144ZM177 147V146H176ZM207 147V145H206ZM211 147V146H210ZM209 147V148H210ZM141 148V149H143ZM160 148L161 151H158ZM216 148H217V145H216ZM216 148H213V149H208L210 150L212 153L215 150H217ZM43 149V148H42ZM133 149V148H132ZM145 149V148H144ZM151 149V148H150ZM187 149V151L189 152V150ZM196 149V148H195ZM201 149V148H200ZM203 149V148H202ZM134 150V149H133ZM137 150V149H136ZM135 150V155H136V151ZM140 150V149H139ZM138 150V151H139ZM180 150V149H179ZM191 150V149H190ZM194 150V149H193ZM198 150V149H197ZM208 150L205 149V151L207 152ZM213 150V151H212ZM220 150V151H221ZM144 151V150H143ZM192 151V150H191ZM190 151V152H191ZM198 151H201V150H198ZM208 151V152H210ZM219 151V150H217ZM42 152V151H41ZM150 154H148V153ZM194 152V151H192ZM196 152V151H195ZM203 152V151H202ZM210 152V153H211ZM215 152V151H214ZM163 153H166V152H163ZM161 153V154H163ZM210 153H206L209 154ZM148 154V155H147ZM158 154L161 156H159L161 158V161H164V164L165 163H168L169 165V168H167L168 170V176H167V180H166V184H167V188L168 189H165L166 191H163L162 195L158 194V192L162 189L161 187L159 188V180L161 179V175H162V167L159 168L158 165H160L159 163L157 166H158V169H153L154 165H153V161L154 159H158L160 160V158L158 157ZM175 154H178V155H175ZM190 154V153H189ZM192 154V153H191ZM205 154V153H204ZM203 154V155H204ZM205 154V155H206ZM213 154H216V153H213ZM212 154V155H213ZM220 154V153H218ZM165 155V154H163ZM193 155V154H192ZM211 155V154H210ZM211 155V156H212ZM221 155V154H220ZM220 155L218 157H220ZM115 156V157H113ZM113 159L115 161L117 155H113ZM174 156H177L179 158H175ZM188 156V153L186 154V157L187 158ZM210 156V157H211ZM136 157V156H135ZM153 159H152V158ZM195 157V156H194ZM197 157V156H196ZM204 158H206L205 156H203ZM209 157V158H210ZM222 157V156H221ZM190 158V157H189ZM198 158V157H197ZM212 158V157H211ZM210 158V159H211ZM213 158L215 159L216 157L213 156ZM152 159V160H150ZM176 159V161H175ZM208 161L209 159L206 158ZM205 159V160H206ZM218 159V158H217ZM59 160V159H58ZM192 160V159H191ZM194 160H197V159H194ZM204 160V159H202ZM219 160V159H218ZM221 160V158H220ZM160 161V162H161ZM212 161V160H211ZM207 162L208 164L211 162ZM186 164H185V163ZM196 162V161H195ZM202 162V161H200ZM215 162V160H214ZM217 162V161H216ZM220 162V161H219ZM156 163V164H157ZM199 163V162H198ZM196 163V164H198ZM20 164V163H19ZM70 164V163H69ZM112 164H115L116 163H112ZM118 164V163H117ZM194 164V163H193ZM200 164V163H199ZM203 164V163H201ZM205 164V163H204ZM213 163H211L212 165ZM163 165V164H161ZM190 165V164H188ZM210 165V164H209ZM156 166V165H155ZM213 166L215 167V165L213 164ZM122 167V165L120 166ZM209 167V166H207ZM116 168V166H115ZM188 168V167H187ZM190 168V167H189ZM204 168V167H203ZM210 168V167H209ZM74 169V168H73ZM114 169V167H113ZM122 169V168H121ZM121 169H119V166H118V169H116L117 171H120ZM186 169V168H185ZM206 169V168H205ZM204 169V170H205ZM208 169V168H207ZM77 170V169H76ZM115 170V172H116ZM128 170V171H127ZM30 171V170H29ZM74 171V170H73ZM122 171V172H123ZM214 171V170H213ZM31 172V171H30ZM77 172V171H76ZM148 172V175L150 173L149 176H152L151 180L149 178V176L147 177L146 173ZM215 172V173H216ZM16 173V172H15ZM19 173V172H18ZM40 173V172H39ZM38 173V175H39ZM73 173V172H72ZM75 173V172H74ZM131 173V175L129 174ZM190 173V172H189ZM217 173V174H218ZM13 174V173H12ZM21 174V173H20ZM34 174L36 175V173L34 172ZM41 174V173H40ZM129 174V175H128ZM44 175L45 174H41ZM77 175V173L74 176ZM219 175V174H218ZM30 177H34V175L31 176V174L29 175ZM28 176V177H29ZM72 176V174L70 175ZM72 176V178H73ZM119 176V175H117ZM127 176L131 177V178H127ZM32 177V178H33ZM37 177V176H36ZM43 177H41V180L37 181L39 183H41L42 181H44ZM46 177V176H45ZM78 177V175H77ZM147 177V178H145ZM117 178V177H116ZM160 178V179H159ZM27 179V178H26ZM29 179V178H28ZM38 179H40L38 177ZM43 179V180H42ZM47 179V178H46ZM76 179V178H75ZM75 179H69L68 178V182L70 183V188L69 190H67L63 195L62 199L63 201L61 203H64L62 204L61 206L63 205H66V206H69L70 205V201L72 200H75L76 202L79 200V198L81 196H78L77 197V192H78V189L77 188V179L75 181ZM156 179V183L154 184L155 181H152ZM48 180V179H47ZM45 180V182L47 181ZM158 180V181H157ZM262 181V182H259V181ZM65 181V180H64ZM14 182V181H13ZM16 182V181H15ZM36 182V184H37ZM44 182H42V185H46L43 184ZM62 183V182H61ZM187 183V182H186ZM68 184V183H67ZM185 184V185H184ZM17 185V184H15ZM40 185V186H39ZM37 184L36 186H39L40 189L42 188L41 184ZM60 185V184H59ZM66 185V184H65ZM64 185V186H65ZM69 185V184H68ZM14 187V185H12ZM29 186V185H28ZM35 186V185H34ZM67 186V185H66ZM154 186V187H153ZM203 186V185H202ZM30 187H31V184H30ZM29 187V188H30ZM38 187V188H39ZM62 187V186H61ZM158 187V189H157ZM190 187V186H189ZM205 187V186H204ZM204 187L202 189H204ZM259 187V188H258ZM1 188V187H0ZM22 188V187H21ZM21 188L19 189V186H18V189L21 193V197H23V199L21 201H17L18 203L21 202L20 204V208H19V212H18V215L16 214L15 212V216L17 215V220H19V222H21L23 219L24 221L27 220L29 217H31L30 215L33 214V209H32V205L34 206V199L31 200V197H35V195L33 196H29L27 197L28 195H30L29 193L31 192L30 190L29 193L26 195L24 192L23 194H25V196L22 195V192H21ZM32 188V187H31ZM35 189L37 187H34ZM32 188L31 190L32 191H35V189ZM79 188V187H78ZM153 188V189H152ZM187 188V187H186ZM208 188V187H207ZM34 189V190H33ZM58 189V188H57ZM60 189V187H59ZM66 189V188H65ZM188 189V188H187ZM15 189L13 188V191ZM42 190V189H41ZM40 190V191H41ZM77 190V191H76ZM155 193V191L157 190V192L153 195V198H152V194L153 193L152 191ZM186 190V189H185ZM23 191V190H22ZM25 191V190H24ZM61 191V190H60ZM145 191V192H144ZM148 191H151V193ZM189 191V190H188ZM200 191V190H199ZM202 191V190H201ZM205 191V190H204ZM43 192V190H42ZM63 192V191H62ZM76 192V193H75ZM186 192V191H185ZM193 192V191H192ZM14 193V192H13ZM34 193V192H33ZM38 192L36 191L34 194H37ZM144 193V195L142 194ZM150 194L151 196V199L149 198L150 196L148 195L145 196L146 194ZM206 193V192H205ZM19 194V192L17 193ZM57 194V193H56ZM189 194V193H188ZM203 194V193H202ZM207 194V193H206ZM15 195V194H13ZM149 198H145L143 196ZM208 195V194H207ZM20 196V194H19ZM155 196V197H154ZM12 197V196H11ZM17 197V196H16ZM19 197V198H21ZM25 197V198H24ZM60 197V196H59ZM175 197V196H174ZM185 197V196H183ZM38 198V197H36ZM57 198V197H56ZM158 198V199H157ZM192 198V197H191ZM215 198V196L213 197ZM217 198V197H216ZM215 198V199H216ZM15 199V197H14ZM13 199V200H14ZM18 199V198H17ZM16 199V200H17ZM60 199V198H59ZM163 199V198H162ZM37 200V199H36ZM175 200V199H174ZM193 200V199H192ZM214 200V199H213ZM61 201V200H60ZM59 201V202H60ZM218 201V200H217ZM54 202V201H53ZM57 202V201H56ZM58 203V202H57ZM17 204V203H16ZM87 204V205H85ZM219 204V202H218ZM19 205V204H18ZM116 205V204H115ZM174 205V204H173ZM188 204H186V207H187ZM220 205V204H219ZM218 205V206H219ZM178 207V206H177ZM261 207V206H260ZM264 207V205H263ZM14 208V207H13ZM53 208V207H52ZM63 209V208H62ZM215 208H213L214 210ZM261 209H263L261 207ZM14 210V209H13ZM51 211L53 209H50ZM54 210H56L54 208ZM11 212V210H10ZM14 212V211H13ZM36 212V211H35ZM114 212V213H113ZM43 213V212H42ZM65 213V212H64ZM86 213V211H85ZM217 213V211H216ZM55 214V213H54ZM52 215V214H51ZM79 215V214H78ZM81 215V214H80ZM91 215V214H90ZM264 215V214H262ZM58 216V215H57ZM68 216V215H67ZM188 216V215H187ZM52 217V216H51ZM78 217V216H77ZM90 217V216H89ZM11 218V217H10ZM32 218V217H31ZM55 218V217H54ZM187 218V217H186ZM97 219V218H96ZM131 219H134V221H132ZM137 219V220H136ZM253 219V220H252ZM255 219V220H254ZM16 220V219H15ZM50 220V219H49ZM129 220H131L132 222H130ZM221 220V218H220ZM14 221V220H13ZM30 221L31 220H27V225L26 226H29L28 224H30ZM91 222V221H90ZM138 224V226L136 225V223ZM191 222V221H189ZM17 223V222H15ZM64 223V222H63ZM86 223H88L87 219H86ZM115 224L118 223V221H114ZM134 225H133V224ZM186 223V222H185ZM263 223V224H262ZM11 224V223H10ZM19 224V223H18ZM23 224V223H22ZM21 224V225H22ZM66 224V223H65ZM50 225V224H49ZM85 225V224H84ZM90 225V224H89ZM100 225V224H98ZM102 225V224H101ZM133 225V226H132ZM136 225V227H135ZM168 225L169 227L172 225L174 226V221L171 219L170 222H168ZM185 225V224H184ZM209 225V224H208ZM215 225V224H214ZM17 226V225H16ZM15 226V227H16ZM19 226V225H18ZM82 226V225H81ZM92 226V225H90ZM131 226V227H130ZM218 226V225H217ZM253 227V230L257 233L256 235H254L253 233V237H251L250 240H247L248 236L245 235V233H247L248 231L251 230L250 227ZM14 227V229H15ZM20 227V226H19ZM23 227V226H22ZM24 227H25V223H24ZM32 227V226H31ZM30 227V229H32ZM85 227V226H83ZM121 227V228H119ZM206 227V226H205ZM213 227V226H212ZM216 227V226H215ZM214 227V228H215ZM17 228V227H16ZM21 228V227H20ZM27 228V227H26ZM36 228V226L34 227ZM81 228V227H80ZM89 228H92V227H89ZM97 228V227H96ZM204 228V227H203ZM84 229V228H83ZM99 229V228H98ZM161 228H159L158 226H152V230L154 231V233H158L160 231ZM168 230H170L169 228H167ZM212 229V228H211ZM209 229V231L211 230ZM226 229V230H224ZM21 230V229H20ZM19 230V231H20ZM25 230V229H23ZM29 230V228H28ZM81 230V229H80ZM182 230V229H181ZM180 229H178L179 232H177L174 235L173 233L171 234L172 236H174L175 238L178 236V235H181L184 233V231L182 230L181 231ZM202 230V229H201ZM215 230V229H214ZM30 231V230H29ZM37 230H33L30 231L32 234L30 235H27V239H25L24 241V246L26 244L27 245H30V244H33L32 242H36L35 240L37 239V233H36ZM57 231V230H56ZM59 231V230H58ZM128 231V234H126ZM188 231V230H187ZM26 232V231H24ZM29 232V233H30ZM76 232V231H75ZM168 232V231H167ZM181 232V233H180ZM186 232V231H185ZM213 232V231H212ZM14 233V231H13ZM17 233V232H16ZM28 233V232H27ZM48 233V232H47ZM125 233V234H124ZM15 234V233H14ZM51 235V234H50ZM55 235V234H54ZM130 235V236H129ZM141 235V234H140ZM139 235V236H140ZM189 235V234H188ZM226 235V233H225ZM87 236V237H86ZM97 236V237H96ZM221 236V237H220ZM258 236L260 237V239L258 238ZM47 237V236H46ZM82 237V236H81ZM99 237V240H96L94 241L96 238ZM117 239V241L114 242V240L111 241V238L112 239ZM203 237L200 236V235H197V240L201 239ZM205 238V237H204ZM203 238V239H204ZM139 239V237H138ZM147 239V238H146ZM195 239V238H194ZM201 239V241L203 240ZM225 239H227L225 237ZM91 240V242H89ZM205 240V239H204ZM80 241V242H79ZM174 241V240H173ZM195 241V240H194ZM196 242V241H195ZM199 242V241H198ZM227 241H225L226 243ZM174 243V242H173ZM224 244H221V245H225ZM36 244V243H34ZM110 244V245H109ZM213 244V243H212ZM255 244V249L256 250H252V247L253 245ZM258 244V245H257ZM22 245H23V242H22ZM200 245V244H199ZM205 245V244H202V246ZM82 246V248H81ZM174 246H176L174 244ZM182 246V245H181ZM201 246V245H200ZM213 246V245H212ZM216 247V245H214ZM213 246V247H214ZM32 247V246H31ZM183 247V246H182ZM192 247V246H191ZM195 247V246H194ZM34 248V246H33ZM177 248V247H176ZM94 249V250H93ZM213 249V248H212ZM31 250V249H30ZM33 250V249H32ZM85 250V249H84ZM84 250H81V251H84ZM216 250V249H215ZM80 251V252H81ZM113 253H112V252ZM144 251V250H143ZM218 251V250H217ZM27 252V250H26ZM29 252V251H28ZM87 252V251H85ZM84 252V253H85ZM197 252V251H196ZM83 253V252H82ZM190 252H188L189 254ZM187 253L184 254L186 256H183L184 260L186 259L185 257H187L188 255ZM201 254V252H200ZM33 251H32V254L30 255L29 257V261H32L33 259ZM77 255V254H76ZM74 255V256H76ZM79 255V254H78ZM83 254H80V258H82ZM86 256V254H84ZM83 255V256H84ZM199 255V253H198ZM197 255V256H198ZM36 258V255H34ZM58 256V257H59ZM84 256V257H85ZM111 256V255H110ZM86 257V259H87ZM91 257V258H92ZM206 257V256H205ZM72 258V257H71ZM103 258V259H104ZM182 258V259H183ZM188 258H190L188 256ZM83 259V258H82ZM85 259V258H84ZM82 260V261H86V260ZM78 260H81V259H78ZM61 261V262H60ZM89 261V262H90ZM186 261V260H185ZM34 262V261H33ZM65 262V261H64ZM29 263V262H27ZM84 263V262H83ZM87 263V262H85ZM92 264V262L90 263ZM95 264V262H94ZM97 264V263H96Z\"/></svg>",
  "mask_w": 264,
  "mask_h": 264
}]
</instances>
